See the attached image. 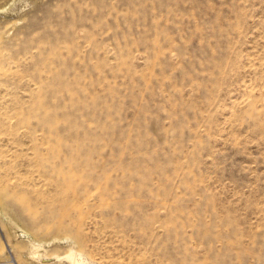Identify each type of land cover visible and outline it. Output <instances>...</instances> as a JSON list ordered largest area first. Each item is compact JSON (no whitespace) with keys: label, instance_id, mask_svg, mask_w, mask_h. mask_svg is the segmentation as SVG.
Segmentation results:
<instances>
[{"label":"rangeland","instance_id":"1","mask_svg":"<svg viewBox=\"0 0 264 264\" xmlns=\"http://www.w3.org/2000/svg\"><path fill=\"white\" fill-rule=\"evenodd\" d=\"M72 261L264 264V0H0V264Z\"/></svg>","mask_w":264,"mask_h":264},{"label":"bare ground","instance_id":"2","mask_svg":"<svg viewBox=\"0 0 264 264\" xmlns=\"http://www.w3.org/2000/svg\"><path fill=\"white\" fill-rule=\"evenodd\" d=\"M70 258H71V257H70ZM71 263H72V264H75L76 262H73V261H72Z\"/></svg>","mask_w":264,"mask_h":264}]
</instances>
